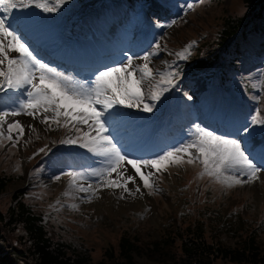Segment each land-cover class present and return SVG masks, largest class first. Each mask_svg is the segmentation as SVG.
<instances>
[{
  "label": "rangeland",
  "instance_id": "1",
  "mask_svg": "<svg viewBox=\"0 0 264 264\" xmlns=\"http://www.w3.org/2000/svg\"><path fill=\"white\" fill-rule=\"evenodd\" d=\"M125 1L116 0L112 4L122 7L126 5L124 8L114 7L109 11L96 13V10L92 11L95 5L108 2L67 0L57 10V18L54 21L63 23L64 27L71 25L76 28L77 18L83 17L89 30L91 21L100 15L101 22L95 23L94 28L99 37L106 36L108 46L106 43L104 45L107 49L110 47L111 31L116 28L124 29L122 23L120 27L115 25L120 23L119 16L124 19L127 15H133L136 18V10L142 4L144 7H139L138 15L140 12L144 15L145 9L146 16L135 20L144 28L150 29L152 36L148 37L149 43L134 52L133 56H142L159 42L162 48L159 55L152 58L151 66L160 71L174 69L179 73V77L193 76L182 85V80L177 81L178 88L173 87L164 93L160 101L156 102L153 111H160L164 106L171 111L173 110L171 107L179 105L178 111L181 115L187 116L203 108L209 116V122L219 127L223 126L225 117L229 115L231 129L225 135L240 140L246 138L253 143L252 139H247L250 135L244 133L238 135L236 130L250 121L257 111L264 117V38L257 39L250 35L251 30L246 31L252 24V20L248 19L243 29L242 38L247 39L244 46L241 45L242 39H238L233 47L227 48L231 40L223 43L219 39L224 19L232 17L236 20L238 15L244 14V10L240 9V3L238 4L239 0H203V3L200 0ZM187 3H193L195 8L185 11L181 6ZM95 7L100 9L106 5ZM85 13L91 14L87 16ZM170 14L172 18L169 20H161L162 15ZM173 21L175 24L168 27ZM261 26L264 29V20L257 21L256 27ZM84 29L82 27V30ZM84 39L87 40V37ZM193 41L195 43L192 44L187 59H180L175 55ZM135 62L142 63L139 59ZM111 64H114L113 61L107 66ZM187 84L189 89L186 90ZM214 85L226 86L229 88L228 92H233L234 89L238 97L245 99L244 108L231 116V113H226L229 109L216 103L219 104L222 98L227 99L230 94L228 92L219 94L216 88L212 89ZM208 89L212 92L217 90L214 98ZM202 90L208 91L202 93ZM189 96L192 98L188 99ZM188 104H193L191 110L187 109ZM228 104L232 108L231 103ZM16 119L25 125V137L15 149L9 150L8 147L0 149V176L9 178L4 194L0 197V211L3 213L10 206L8 193L19 194L34 212L42 215L45 228L54 241L64 242L76 252L87 255L90 264H114L113 259L105 252L110 250L116 257L117 243L124 234L136 248L132 253L133 262L130 264H160L162 260L175 262L181 255L179 245L183 238L179 235L185 232L184 227L188 225L192 227L194 223L202 224L219 243L228 247L237 244L239 241L237 236L242 229L254 228L258 245L264 247V172L260 173L261 179L258 181L228 189L207 176L200 177L202 169L199 164L170 166L167 172L157 174L156 191L152 194L143 188L137 177L141 193L135 196L123 193L124 198L121 199V190L103 189L89 203L86 199H81L85 194L68 187L70 177L64 175L67 171L61 169L71 168L65 165L57 169L51 164V158L58 155V152L67 150L66 147L69 146L60 144L59 141L74 133L55 126V130L49 131L46 125L38 120L36 132L33 133L27 127L29 124L34 126L30 117L25 115L10 117L9 121ZM198 125L202 128L213 127L203 126L200 122ZM248 126L251 136L253 135L255 139L264 137V126L251 124ZM185 131L189 135L188 140L194 138L195 132L189 128ZM24 140L30 143L25 144ZM45 145H48L50 151L34 155ZM158 153L159 151L150 156L130 158L151 159ZM125 166L129 168L126 175L134 174L129 165ZM71 171L77 170L68 172ZM57 175L61 176L59 181L54 179ZM91 178L96 181L95 177ZM129 187L134 190L135 186L130 183ZM66 192L69 195L66 196ZM72 204H78V209H72L70 207ZM154 243L159 244L160 252L155 253L151 250ZM219 264L234 263L221 261Z\"/></svg>",
  "mask_w": 264,
  "mask_h": 264
},
{
  "label": "snow or ice",
  "instance_id": "2",
  "mask_svg": "<svg viewBox=\"0 0 264 264\" xmlns=\"http://www.w3.org/2000/svg\"><path fill=\"white\" fill-rule=\"evenodd\" d=\"M67 0H0V13H10L13 9H26L32 6L44 12H56ZM203 3V0H200ZM193 10L195 5H182ZM30 21L27 18H9L0 15V92L14 90L6 99L0 97V149H15L25 137V125L19 119L9 121L10 117L22 115L38 120L47 130L63 128L74 135L59 141L60 144L78 145L97 157H101L104 167L85 172L71 171L64 175L70 177L69 188L85 194L81 199L91 202L103 189L116 190L135 196L141 193L137 177L149 194L156 191L155 180L158 173L167 172L170 166L184 164L201 166L200 177L207 176L222 187L231 189L251 184L261 179L264 172V156L258 165L253 153L244 148L242 141L225 134H216L200 125H194V138L174 145L158 153L154 158H130V154L117 140L119 121L127 119L121 109H137L151 113L164 93L175 87L178 73L154 69L152 58L159 55L161 43L145 51L142 56L123 53L121 62L96 70L91 79L83 83L70 82L62 74L37 58L30 50L20 30ZM175 24L173 21L168 27ZM175 53L180 59H187L192 44ZM18 54V55H13ZM169 55H172L169 53ZM136 59L142 61L137 64ZM166 63V62H165ZM171 68V66H168ZM192 97H188L191 99ZM249 124L264 126V117L257 111L246 124L236 131L251 135ZM33 133L35 126H27ZM37 139L39 137L37 136ZM30 143L28 140L23 141ZM50 151L48 145L38 152ZM264 151V145H262ZM129 165L134 174H127ZM147 170V171H144ZM19 171V166H17ZM115 174V176H113ZM95 177L96 182L87 181ZM56 181L61 176L54 177ZM134 185L133 188L129 184ZM69 195V193H65ZM78 209V204L70 205Z\"/></svg>",
  "mask_w": 264,
  "mask_h": 264
},
{
  "label": "bare ground",
  "instance_id": "3",
  "mask_svg": "<svg viewBox=\"0 0 264 264\" xmlns=\"http://www.w3.org/2000/svg\"><path fill=\"white\" fill-rule=\"evenodd\" d=\"M94 9L99 10L97 7H94ZM0 15H7L10 19L15 17L27 18L30 23L22 28L18 34H21L26 42L29 43L30 50L33 51L37 58L43 59L52 68L57 67V72L75 84L90 80L93 72L107 66L111 61L113 63L121 62L124 58L123 53L126 52L128 55H133L134 52L149 43L148 37L151 36L149 30L137 23L134 16L127 15L124 19L119 16L120 25L117 26L120 27L122 23L124 29L119 30L116 28L114 31L112 30L111 37H109L110 47L101 49L97 46L93 35L89 31L85 30L82 31L83 34L74 35V30H69L71 27H64L63 23L60 24V22L54 21L57 18V11L52 13L44 12L34 6L28 9H13L10 13H0ZM142 16L140 12L136 17ZM85 37H87V40L84 39ZM97 59L101 60V62L104 60L105 64L94 70V66L90 62ZM178 86V83L175 82L174 89L178 88ZM209 93L214 96L210 91ZM13 94L14 90L9 89L7 93L0 92V97L6 99ZM229 100L228 103H231V107L234 108L235 95L233 94ZM171 108L173 110L170 111L167 106H164L160 109L159 116L153 115L151 117L149 113L137 109H121V111L127 113V119L119 121L116 136L130 156L142 157L157 153L160 150V146L171 143L162 142L163 139L171 138L165 134L168 130L173 132V138L170 140L172 141L181 134V127L189 122L196 120L203 126L211 125L215 127L209 122V116L203 108H199L198 112L187 116L181 115L178 111L179 105ZM154 118H159V122L154 124L152 122ZM231 119L235 122L233 117ZM30 121L34 126L37 125L36 120L31 117ZM224 122H228V120L226 119ZM237 134L240 135V133ZM241 140L242 145L253 153L256 163L260 164L261 155L264 154V151H262L263 141L256 143L252 140L253 143H250L246 138H241ZM151 147L153 148L149 150ZM82 149L80 148L81 153L77 154L62 150L58 152V155L51 158V164L56 166L57 169L67 165L71 169L80 170L79 172L105 166L101 157L93 155L85 148ZM87 181L96 182L91 177H87ZM99 197L100 195L97 200Z\"/></svg>",
  "mask_w": 264,
  "mask_h": 264
},
{
  "label": "trees",
  "instance_id": "4",
  "mask_svg": "<svg viewBox=\"0 0 264 264\" xmlns=\"http://www.w3.org/2000/svg\"><path fill=\"white\" fill-rule=\"evenodd\" d=\"M239 3L244 14L238 15L236 20L232 17L224 19L219 35L223 43L243 31L248 19L252 20L250 35L264 38L262 26L256 27L257 21L264 20V0H239ZM8 183V177L0 176V197ZM8 194L10 206L5 212L0 211V264H90L87 255L76 252L64 242L54 241L45 228L42 215L34 212L19 194ZM191 226L184 227L185 232L179 235L183 238L179 245V260H162L160 264H219L221 261L264 264V247L258 245L254 228L246 226L239 232L237 244L228 247L219 243L202 224ZM135 250L124 234L117 243L116 257L110 250L105 254L113 259L114 264H130ZM151 250L160 252L159 244H152Z\"/></svg>",
  "mask_w": 264,
  "mask_h": 264
}]
</instances>
